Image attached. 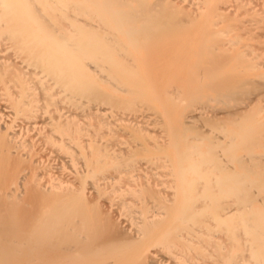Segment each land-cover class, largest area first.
Listing matches in <instances>:
<instances>
[{
    "label": "bare ground",
    "instance_id": "bare-ground-1",
    "mask_svg": "<svg viewBox=\"0 0 264 264\" xmlns=\"http://www.w3.org/2000/svg\"><path fill=\"white\" fill-rule=\"evenodd\" d=\"M207 1L0 0V264H264V137L249 133L235 157L226 131L188 133L210 118L193 110L214 111L209 85L238 75L253 87L228 98L264 97V79L227 69V31L186 52L188 11ZM138 107L154 117L125 110ZM234 158L263 176L222 178Z\"/></svg>",
    "mask_w": 264,
    "mask_h": 264
},
{
    "label": "rangeland",
    "instance_id": "rangeland-1",
    "mask_svg": "<svg viewBox=\"0 0 264 264\" xmlns=\"http://www.w3.org/2000/svg\"><path fill=\"white\" fill-rule=\"evenodd\" d=\"M186 2V1H184ZM185 10H181L184 12ZM189 12V20L190 24L195 26L189 33L188 37L190 38L191 44L190 47L185 48L186 52L190 50H197V47H199L200 40L203 38V36H206L208 41H211L212 37L210 36V32H214L213 34L215 36H218L219 29H223L227 31L225 35L222 36L223 42H227V46L229 47V50L220 48V51L222 52H229L230 59L232 57L233 64L230 65V63L227 65V69L231 73L237 72V66H241V70L244 72V75L248 76H255L258 79H264L262 76L264 74V0H208L206 3V9L201 10L200 12L194 13ZM185 13V12H184ZM210 19L217 20L220 19L221 22L218 25L215 24H207V21ZM208 25V26H207ZM167 27V26H166ZM159 28V27H157ZM222 39L220 42L222 43ZM236 42H233V41ZM253 45L255 46V50H251L253 48ZM227 48V47H225ZM226 50V51H225ZM243 55L244 60L243 62L240 61L239 57L240 55ZM206 56L214 57V53L208 49V52ZM162 61V60H160ZM209 68L215 71V69L218 67H221L222 64L219 60H215V63H204ZM246 65V66H244ZM157 69L162 68L158 63L156 64ZM236 66V68H234ZM226 71L223 70V72ZM246 73V74H245ZM237 75V74H236ZM208 77L207 74L205 75V78ZM244 78L242 76H235L233 79H223V81L226 83V89L231 87L234 91H243L244 89L251 90L253 87L251 83L249 82H243ZM221 82V81H220ZM220 86V89L209 85L206 94L212 95V98L209 99L210 106L214 107V111L205 114L201 113V110L199 108H196L193 110L192 113L196 115H200V117L204 118L205 115H208L210 118H204L202 119L201 123L203 124L202 128L199 130L196 129H188V133L190 135H197L199 132H203L204 134H210L214 135L217 133L223 134V132H227L228 134H225L224 139L230 140L232 146L234 149V155L235 157H239L242 154H249V149L243 145V143H248V139L246 136L249 133H256L259 137H264L263 130H260V126L264 124V97L263 96H257L255 93L260 91V88L255 89V93H250L247 97H241L240 99H234L232 97L228 98L225 95V88H223V84L221 83L216 84ZM121 96L125 98H129L130 104L135 105L134 101V95L131 93H125V92H119ZM236 95V94H234ZM206 98V95L203 97L202 102ZM168 99V96H167ZM129 104V102H127ZM102 106V103L99 104V107ZM104 106L108 107L107 104H104ZM129 108V107H128ZM211 108V107H210ZM119 110V109H115ZM126 112L130 111L134 114L145 116L147 120H150L152 117H154L152 114L146 115V112L153 111V109L150 108H143L138 107L137 110H129L125 109ZM215 121H221L225 122V126L219 125ZM239 123H244V129L240 130ZM195 124H200V121H195ZM160 126L156 123L149 124V127L156 128ZM223 128V129H222ZM238 129L239 133L241 135H234V131L232 129ZM256 128V129H255ZM149 135H152V139H154L155 135L154 132L147 131ZM154 134V135H153ZM245 135V136H244ZM143 140V139H142ZM140 140V141H142ZM144 141V140H143ZM225 141V140H223ZM217 142V141H216ZM191 144H197L201 147H204L207 143V140L198 141V140H192L190 142ZM226 143V142H225ZM217 147L221 149V155L223 157L228 156V152L225 146H223L222 141L217 142ZM148 146V145H147ZM149 147V146H148ZM255 151L258 153H264V144L263 145H257L254 146ZM164 150H168V147H165ZM147 155L151 156V153L149 151H145ZM159 153V152H158ZM156 154V153H153ZM215 155H204L202 159H205L207 162H211L214 159ZM245 156H243L244 158ZM264 158V157H262ZM257 160H250V164H253L255 170L258 172H261V167L258 163H256ZM231 163L235 165V171L231 172L220 170V176L224 179H228L231 177V175H236V177L240 178L241 181L252 182L253 180H257L260 178V176H263V173H260L258 175L255 172H251L247 169L246 166H243L240 164V162L234 158ZM214 175L213 173H210L209 176ZM197 177L200 178V176L197 175ZM248 182V183H249ZM223 188L230 192V190L237 191V188H235L232 184L225 182L223 183ZM251 187H254L251 185ZM255 188V187H254ZM258 192H260L262 195H264V183L260 187H256ZM205 192L212 195L211 189L206 185L205 186ZM232 192V191H231ZM241 202L243 204L246 203L244 198H241ZM222 205L221 202H217L213 209H216L217 207H220ZM255 205L257 208H264V201H255ZM208 207H212L211 204H208ZM216 211V210H215ZM217 216H222L220 213H216ZM223 217V216H222ZM225 220L229 222V224H232V217L230 215L224 216ZM196 249H199L198 246H195ZM232 249L234 251H239V248L232 246Z\"/></svg>",
    "mask_w": 264,
    "mask_h": 264
}]
</instances>
